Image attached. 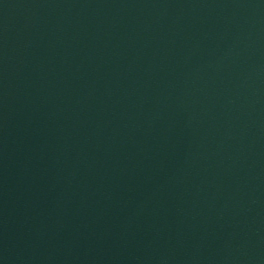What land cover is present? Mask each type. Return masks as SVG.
I'll return each mask as SVG.
<instances>
[{"label":"water","instance_id":"95a60500","mask_svg":"<svg viewBox=\"0 0 264 264\" xmlns=\"http://www.w3.org/2000/svg\"><path fill=\"white\" fill-rule=\"evenodd\" d=\"M0 264H264V0H0Z\"/></svg>","mask_w":264,"mask_h":264}]
</instances>
